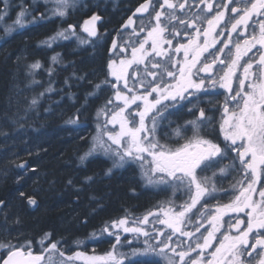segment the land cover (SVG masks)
I'll list each match as a JSON object with an SVG mask.
<instances>
[{
	"label": "snow or ice",
	"instance_id": "obj_1",
	"mask_svg": "<svg viewBox=\"0 0 264 264\" xmlns=\"http://www.w3.org/2000/svg\"><path fill=\"white\" fill-rule=\"evenodd\" d=\"M214 2L194 0L196 12L190 18L176 15L177 9L181 12L185 9L188 0L179 3L163 0L158 5L145 0L136 9L137 13H148L152 6L150 20L155 23L148 29L140 27V32L146 31L141 40H124L123 45L112 42L110 51L116 55L107 65V74L112 79L102 83L114 92L98 110L97 135L92 138L88 151L80 156V161L84 162L99 151L112 160L113 167L137 164L146 184L163 185L165 190L171 189L173 195L182 192V202L167 201L159 209L164 219L149 212L131 224L127 216L106 223L100 233L113 237L114 242L100 255L84 251L66 254L58 247L60 242L51 241V233L47 232L38 241L39 254L33 252V242L29 239L13 243L15 237L0 238V252H3L0 264H53L54 261L55 264H264V185L257 191L264 174V0H227V3H219L216 10ZM229 4L233 5L232 15L224 23ZM199 5L204 6L203 10ZM3 6L0 20L8 15L9 0H3ZM70 6L69 0H55V6L49 11L53 16L64 17ZM165 7L170 11L166 13ZM44 18L41 14V19ZM101 19L99 15H92L83 22L82 31L95 37L96 25ZM35 20L28 8L20 5L12 25L5 26L4 31L11 32L16 26L23 28ZM135 23L129 18L123 28ZM179 25L184 26V35L189 36L187 29H192L193 33L186 43L177 41V46L173 47V39L181 35ZM131 34L139 36L135 27ZM233 34H236L235 39ZM70 35H76L75 25L57 31L41 43L50 47L52 42L68 39ZM77 39L82 44L90 42L80 36ZM221 40L224 43L216 48ZM213 48L216 50L210 52ZM129 50L130 55L121 58V54ZM180 53L183 55L177 59ZM205 53L209 55L206 57ZM52 60L56 62L57 57ZM40 67L39 61L29 65L32 70ZM206 84L227 93L219 121L224 147L201 134L202 128L212 124L203 108L198 109L196 119L172 130L176 138L174 144L161 143L156 130L167 119L168 109L177 107L181 101L195 106L199 97L197 101H192L191 97L207 93ZM100 86L97 84L96 88ZM37 102L36 98L31 100L32 105ZM229 152L236 155L230 158V168H226L221 165ZM209 172L211 175H207ZM228 172L239 173L231 191L216 179ZM220 193H227V202H221ZM28 202L36 203L31 197ZM230 214L236 215L225 221L224 217ZM151 215L157 216L155 223L165 224L172 231L165 236L162 230L149 231L141 227L149 222ZM189 225L191 230H185ZM174 233L191 243L185 246L183 241L173 240ZM122 234H132V239L125 235L122 242ZM140 237H144L143 241ZM133 240L138 244L134 245Z\"/></svg>",
	"mask_w": 264,
	"mask_h": 264
},
{
	"label": "trees",
	"instance_id": "obj_2",
	"mask_svg": "<svg viewBox=\"0 0 264 264\" xmlns=\"http://www.w3.org/2000/svg\"><path fill=\"white\" fill-rule=\"evenodd\" d=\"M152 1L153 5L163 2ZM144 2L69 0L72 6L67 9V15L56 16L53 21L49 11L53 5L48 0H9L8 15L0 20V238L15 237L13 243L29 239L33 242L32 250L39 254L38 241L47 232L51 233V241L60 242L58 247L66 254L84 251L100 255L114 242L113 237L100 233L106 223L125 216L129 221L142 219L149 212H159L169 200H174L175 204L182 202V192L173 195L165 186L157 190L146 187L137 164L113 167L112 160L99 151L84 162L80 161V156L88 151L92 138L97 135L98 110L113 95L112 88L102 81L111 80L107 65L114 33H122L120 29L126 22L123 20ZM221 2L225 0L215 3L214 10ZM20 5L36 17L35 22L23 28L16 26L5 33V26L12 25ZM199 7L204 8L203 5ZM3 11V0H0V13ZM165 11L170 10L165 8ZM41 14L46 18L41 19ZM151 14L152 10L150 17ZM92 15L102 18L95 37L82 31L83 22ZM146 23L151 25L155 21L148 18L143 20V25L141 21L136 23V31L142 38L146 34L140 32V27L148 26ZM69 25L76 26V35L57 39L50 47L41 43ZM187 31L189 36L193 33V30ZM129 33L124 31L116 40L117 44L123 45L128 39L132 41ZM227 35L225 32L224 36ZM77 36L90 42L82 44ZM223 43L221 40L216 48ZM175 45L174 38L172 46ZM52 57H57L56 62ZM36 61L41 67L30 69L29 65ZM97 84L101 85L99 89ZM236 87L235 83L233 89ZM226 94L224 89L209 87L207 93L191 97L192 101L199 97L195 106L181 101L177 107H170L165 113L167 119L158 126L157 137L161 143L174 144L176 138L172 130L196 119L198 109L203 108L212 124L202 128L201 134L223 148L219 121ZM33 98L38 101L35 105L31 104ZM70 119L76 122L70 123ZM235 155L229 152L221 166L230 168V158ZM109 169H112L110 173ZM228 174L218 176L217 181L231 191L239 173ZM261 185H264V174L259 190H262ZM220 195L221 202H227V193ZM29 197L35 199L34 205L28 202Z\"/></svg>",
	"mask_w": 264,
	"mask_h": 264
},
{
	"label": "rangeland",
	"instance_id": "obj_3",
	"mask_svg": "<svg viewBox=\"0 0 264 264\" xmlns=\"http://www.w3.org/2000/svg\"><path fill=\"white\" fill-rule=\"evenodd\" d=\"M217 2H219V0H215L214 4L217 3ZM224 3H227V0H225ZM214 4H213V7H215ZM232 6H233V5L229 4V5H228V8H230V7H232ZM230 15H231V12H230V13L227 12L226 15H225V20H224V21L229 20V16H230ZM237 15H238V14H237ZM96 28H97V25H96ZM84 33H85V32H84ZM85 34L87 35V33H85ZM131 39H132V38H131ZM183 39H185V38H183ZM200 39L203 40L204 38L201 37ZM128 40H129V39H128ZM132 42H136V41H135L134 39H132ZM175 46H177V45H175ZM165 47H168V46L166 45ZM211 51H212V49H210V52H211ZM205 54H207V53H205ZM125 55H126V54H125ZM125 55L121 54V58H123ZM169 55H172V53L170 52ZM182 55H183V53H180V54L178 55L179 57H177V59L181 58ZM141 66L144 67L143 65H140L139 67L141 68ZM133 67L135 68V67H137V66H136V65H133ZM129 75H130V76L132 75V70L129 72ZM202 75H203V74H202ZM130 83H131V81H130ZM234 85H235V83L233 84V87H234ZM206 87H209V86H207V84H206ZM214 89H216V88H214ZM140 91H143V89H140ZM153 95H155V93H154ZM165 103H171V102L166 101ZM133 107H135V106H133ZM157 132H158V128H157V130H156V135H157ZM225 175H226V174H225ZM227 175H229V174L227 173ZM217 177H218V176H217ZM261 178H262V175H261V177H260V180H261ZM216 179H217V178H216ZM142 181H143V183H144V185H145L146 187L151 186V188L154 189V190H157L158 188H163V187H164L163 185H161V186L148 185V184H146V182H145L144 179H143ZM259 183H260V181H259ZM259 183L257 184V191H260V190H259V189H260V188H259ZM202 202H203V201H202ZM180 203H181V202H179V203H177V204H180ZM154 213H157V214L160 216L161 219H164V218H165V217L163 216V214L160 213V212H154ZM235 215H236V214H230L229 216H225V217H224V220H225V221H229L230 217H234ZM239 215H240L241 218L244 217V214H243V213H241V214H239ZM156 219H157V216H156V215H151V216L148 217L149 222H148L147 224H142V225H140V226L143 227L145 230H149V231H151L153 228H155V229H157V230H162V231H164L165 236H167L168 233L171 232L172 230H171L170 228H168L167 225H165V224L155 223ZM132 222H133V221H131V220L129 221L130 224H131ZM233 222H234V221H233ZM185 230H189V231H190V230H191V225L187 226V227L185 228ZM201 231H204V229L202 228ZM125 235H126V237H127L128 239H132V234H122V242H123V238H124ZM197 235H199V234H197ZM218 235H219V234H218ZM139 239H140V241H143L144 237H140ZM173 240H180V241H183L185 246H187L188 243H191V241H188L186 237H181V236L179 235V233H174V234H173ZM133 244H134V245L138 244V241L133 240ZM129 247H131V246H129ZM125 250H127V249H125ZM103 254H104V253H103ZM89 255H91V254H89ZM193 255H195V254H193Z\"/></svg>",
	"mask_w": 264,
	"mask_h": 264
},
{
	"label": "flooded vegetation",
	"instance_id": "obj_4",
	"mask_svg": "<svg viewBox=\"0 0 264 264\" xmlns=\"http://www.w3.org/2000/svg\"><path fill=\"white\" fill-rule=\"evenodd\" d=\"M48 1H50L51 2V4L53 5V6H55V1L54 0H48ZM176 2L177 3H179V2H182V0H176ZM42 3V2H41ZM152 4H153V1H152ZM42 5H43V3H42ZM51 5V6H52ZM52 6V7H53ZM189 6V8H187ZM166 8V7H165ZM151 10H152V6H150V8H149V11L151 12ZM164 11H165V9H164ZM150 12H148V13H137L136 12V10H135V12L132 14V15H130L129 17H126L123 21H126L127 22V20L129 19V18H132L134 21H136V23L138 22V21H143V20H145L146 21V19H148V18H150ZM166 12V11H165ZM193 12H196V6H195V4H194V0H188V5H186V7H185V9L181 12V11H179L178 9L176 10V15L177 16H182V17H186V18H190L191 16H192V13ZM210 14V13H209ZM208 14V15H209ZM52 15V14H51ZM53 16V15H52ZM56 16H53V21L54 20H56V18H55ZM136 18H138V20L136 19ZM255 19V18H254ZM154 21V20H153ZM125 22V23H126ZM228 22V20L227 21H224V23H227ZM136 23H135V25H133V26H131V27H129V28H123V26L121 27V29H120V32L122 31V33H124V31H130L131 33H132V27H135L136 29H138L137 28V26H136ZM99 22H97V32H98V27H99ZM145 25H148V26H145V29H148L149 27H150V24L149 23H146ZM179 27V29H180V31L184 28V26L183 25H179L178 26ZM221 28H223V24L221 25ZM189 30H191L192 31V29H189ZM220 31V28H218L217 29V32H219ZM188 32V31H187ZM122 33H118L117 34V32L116 33H114V36H115V41L117 40V39H119L123 34ZM131 33H129V36L131 37V38H133V39H135V40H141V39H143L142 38V35H139V36H134V35H132ZM143 34H146V31L145 32H143ZM167 33H165V35H166ZM97 36V35H96ZM144 37L146 36V35H143ZM167 36V35H166ZM183 38H185V39H183ZM189 39V37L187 36L186 37V35H184V32L183 33H181V35L180 36H176L175 37V42L177 43V41H179V42H187V40ZM211 52H213V51H211ZM126 55H130V50H129V52L128 53H125ZM125 54H123V55H125ZM207 54H209V53H207ZM111 55V57H113V56H115L116 55V53H111L110 54ZM151 57V56H150ZM150 57H148V60L150 61ZM177 57H179V56H177ZM146 63H147V61H146ZM141 68H143L142 66H141ZM131 71V69L129 70V72ZM153 71H158V70H153ZM112 79V78H111ZM150 79V78H149ZM157 79H159V77L157 78ZM211 89H213V88H211ZM112 91L114 92V89H112ZM187 95V94H186ZM33 252L35 253V254H38L36 251H34L33 250Z\"/></svg>",
	"mask_w": 264,
	"mask_h": 264
}]
</instances>
